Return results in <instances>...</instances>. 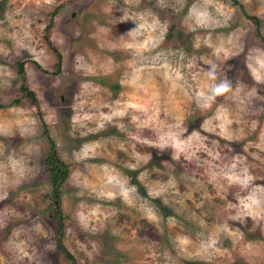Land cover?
<instances>
[{"label":"rangeland","instance_id":"374dc122","mask_svg":"<svg viewBox=\"0 0 264 264\" xmlns=\"http://www.w3.org/2000/svg\"><path fill=\"white\" fill-rule=\"evenodd\" d=\"M261 62L264 0H0V264H264Z\"/></svg>","mask_w":264,"mask_h":264},{"label":"trees","instance_id":"16d2710c","mask_svg":"<svg viewBox=\"0 0 264 264\" xmlns=\"http://www.w3.org/2000/svg\"><path fill=\"white\" fill-rule=\"evenodd\" d=\"M57 10H59V9L56 8V10H54V12L57 11ZM248 16H249V18H252L256 22V24L259 25V23H260L261 20L258 19V17L253 16V15H248ZM52 23L53 22H51L48 25V26H50V28H48V29H51ZM50 43H51V41H50ZM51 47L54 48V45L52 44ZM57 54H58V57H59V61L56 63V69H57L56 71L58 72V70L61 69V57H62V55H61V53H58V52H57ZM19 65H20L19 66V70L23 74V63L21 62V64H19ZM37 66H38V64H37ZM26 83L27 82L24 81V84H25L24 85L25 93L28 96V98L30 99V101L33 104H36L37 105L38 104V102H37L38 101L37 100V96L35 95V92L27 86ZM115 87L116 88H119L118 85H115ZM16 102H19V100L17 99ZM4 106H6L5 103H0V108H2ZM44 131H45V134L48 135V138H49V141H50V147H51V149L49 151V154L46 157V171H47V173H49V177H50V179H51V181H52V183L54 185L53 195H55L54 198H56L55 201H56V204H57L56 205V210H57L56 216L59 219L58 220L59 221V234L61 236H63V234L65 233V225H64V221H63V217H62V213H61L60 202H59L58 186L61 185V183L63 181H65V179H66L65 177H66V175L68 173V168H67V165L58 157L57 152H56V148H55L54 141L50 138V134L48 132L47 127H45V130ZM62 248H64L65 250H67L64 247L63 244H62ZM69 255H70L69 257L72 260H74V257L71 254H69Z\"/></svg>","mask_w":264,"mask_h":264},{"label":"clouds","instance_id":"9594fccd","mask_svg":"<svg viewBox=\"0 0 264 264\" xmlns=\"http://www.w3.org/2000/svg\"><path fill=\"white\" fill-rule=\"evenodd\" d=\"M206 2H211V0H206ZM209 14L205 11V12H200L197 15V23L201 24V25H205L207 26L209 24ZM141 29H152L155 27V22L153 25H145V24H141L139 26ZM138 34V33H137ZM148 45V41H145L143 44L139 45V48H147ZM127 47L132 48L134 47L133 44H128ZM261 67H264V62H261ZM259 80V77H256ZM230 86L227 82L220 84L219 86L213 87L210 89L211 91V95H207L205 96L204 92H198L197 96L198 97H204L205 99V103H204V107L205 108H211L212 103L215 102L216 98L219 96H223L226 93H228L230 91ZM122 114V113H121ZM192 138H199V133L196 132L195 130H193L191 137H189L188 141H181V140H177L175 137L172 138V143L174 147H177L178 149H180L181 151L184 150L185 147H188ZM233 167H235V165H233ZM230 179H232V177H230ZM236 179L240 180L241 183L243 184H247L249 181H251L252 177L248 176L247 174L244 175L243 179H240L239 177H236ZM134 191V189H132ZM111 195V194H110ZM123 195L125 196V198H127V190L124 191ZM252 204L253 205H258L260 203V201L258 199L255 198V196L250 197ZM216 244V241L213 239L210 241L208 247H214V245Z\"/></svg>","mask_w":264,"mask_h":264}]
</instances>
